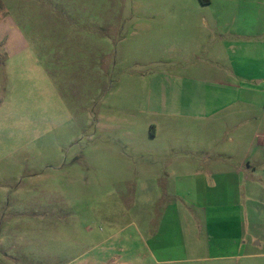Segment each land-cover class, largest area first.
<instances>
[{
	"label": "rangeland",
	"instance_id": "rangeland-1",
	"mask_svg": "<svg viewBox=\"0 0 264 264\" xmlns=\"http://www.w3.org/2000/svg\"><path fill=\"white\" fill-rule=\"evenodd\" d=\"M172 4L195 0H0L7 27L0 43V264H123L124 248L136 260L143 246L135 234L148 215L155 227L159 213L167 234L180 244L183 233L188 247L202 232L191 220L204 215L182 200L202 208L210 201L211 210L229 215L236 197L249 210L239 222L248 246L231 258L234 249L214 241L207 264H264L248 256L249 249L264 253V209L256 208L264 205V171L220 175L224 162L232 164L220 154L225 140L207 142L225 134L179 115L189 112L191 78L207 77L189 69L184 52L170 58L165 51L156 9ZM188 45L174 46L179 53ZM159 81L178 86L158 95ZM155 97L180 105L157 112ZM210 224L232 232L228 222ZM205 257L189 254L175 264H206Z\"/></svg>",
	"mask_w": 264,
	"mask_h": 264
},
{
	"label": "crops",
	"instance_id": "crops-1",
	"mask_svg": "<svg viewBox=\"0 0 264 264\" xmlns=\"http://www.w3.org/2000/svg\"><path fill=\"white\" fill-rule=\"evenodd\" d=\"M255 1L252 0L250 5L244 6V0H195V4L189 6L172 4L156 9V14L160 18L156 31L160 39L166 41L168 47L165 51L169 57L182 55L184 52L189 56L186 57V61L193 62L189 64V69L207 77V80L191 78L189 91L191 97L186 103L189 112L185 114L182 111L179 115L202 118L207 121L208 133L225 134V137L220 136V140L207 142L209 146L210 143L216 144L225 140L223 141L225 147L220 154H225L232 164L224 162L220 175L240 176L264 171V41L261 42V38L264 37V0ZM6 32V24L0 21V43L3 37L7 36ZM186 40L192 41L193 45H188L177 53L174 45ZM23 43L24 40L20 41V47ZM170 82L174 83L173 80ZM171 83L167 85L166 82L159 81L154 87L156 94H162V88H168L173 93L172 89L178 85ZM168 90H164V93ZM178 105L180 104L174 103L171 106V100L164 102L157 97L151 102V106L155 107L157 112L163 111L166 114H171ZM212 168L206 167L210 171ZM148 184L149 189H153L154 197L158 199L156 184L152 181ZM236 187L240 191L243 183H237ZM255 188L254 185L250 191ZM175 195L180 197L177 193ZM251 196L249 193V197ZM182 202L194 209L198 208L203 213L200 222L194 219L190 224L191 228L202 229L198 234L201 240L199 242L191 240L190 245L186 247L183 244L182 233V243L176 244L172 230H168L170 235L164 230V216L161 215L160 218L159 213L158 223L154 227L156 220L151 217L152 215H148L142 222V228L135 234L143 246L139 250L140 255L133 260L130 256L134 253L131 248H124L128 258L122 262L123 264H175L186 259V255L201 253L206 256L202 262L207 264V253L214 248L212 245L214 241L217 242L219 250L234 249L235 254L230 256L231 258L244 255L243 251L248 245L245 236H241L239 222L242 212L248 213L249 210L242 206L238 197L232 201L233 204L227 205L231 207L229 215L225 211L221 213L211 210L210 201L203 208L189 203L192 202L190 199ZM150 207L152 208L151 204ZM256 208L264 209V205L259 204ZM214 220L230 223L232 232L229 235H222L213 230L210 223ZM165 235L169 236L168 244L164 242ZM227 238L229 241H225ZM249 251L250 249L248 256L252 258L264 257V253ZM177 254H182L183 258H176L174 255Z\"/></svg>",
	"mask_w": 264,
	"mask_h": 264
}]
</instances>
